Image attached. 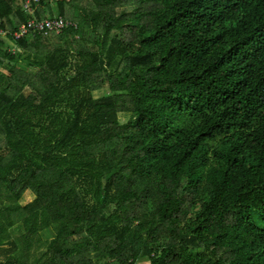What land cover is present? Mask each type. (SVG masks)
I'll use <instances>...</instances> for the list:
<instances>
[{"label":"trees","instance_id":"16d2710c","mask_svg":"<svg viewBox=\"0 0 264 264\" xmlns=\"http://www.w3.org/2000/svg\"><path fill=\"white\" fill-rule=\"evenodd\" d=\"M26 2L0 0V264H264V0Z\"/></svg>","mask_w":264,"mask_h":264},{"label":"built area","instance_id":"2783aa9c","mask_svg":"<svg viewBox=\"0 0 264 264\" xmlns=\"http://www.w3.org/2000/svg\"><path fill=\"white\" fill-rule=\"evenodd\" d=\"M40 0H27L25 9L32 15H35V5L39 4ZM78 27V24L66 19L63 16L57 15L54 18L31 19L29 22L21 25L12 35L15 39L29 38L36 34H49L56 33L62 34L69 27ZM3 37H7L5 32L2 33Z\"/></svg>","mask_w":264,"mask_h":264},{"label":"rangeland","instance_id":"374dc122","mask_svg":"<svg viewBox=\"0 0 264 264\" xmlns=\"http://www.w3.org/2000/svg\"><path fill=\"white\" fill-rule=\"evenodd\" d=\"M106 95H109V92L108 91H104V92H102V93H100V94H95V98H100V97H104V96H106ZM130 117L129 116H127V115H120V120H121V122L123 123V124H127V123H129V121H130V119H129ZM33 200V198H32V195H27L26 196V199H25V201L24 202H22V203H24V204H28L29 202H31ZM43 238L45 239V241H47V240H50V236H49V234L48 233H43Z\"/></svg>","mask_w":264,"mask_h":264}]
</instances>
